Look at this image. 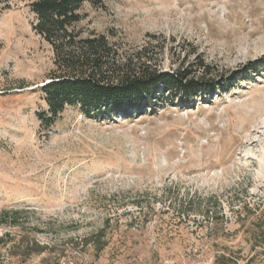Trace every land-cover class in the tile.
<instances>
[{
    "label": "rangeland",
    "instance_id": "obj_1",
    "mask_svg": "<svg viewBox=\"0 0 264 264\" xmlns=\"http://www.w3.org/2000/svg\"><path fill=\"white\" fill-rule=\"evenodd\" d=\"M81 12L84 36L148 45L167 71L204 63L223 88L101 118L72 106L46 125L53 49L24 2L0 6V212L18 211L0 219V264H264V0Z\"/></svg>",
    "mask_w": 264,
    "mask_h": 264
},
{
    "label": "trees",
    "instance_id": "obj_2",
    "mask_svg": "<svg viewBox=\"0 0 264 264\" xmlns=\"http://www.w3.org/2000/svg\"><path fill=\"white\" fill-rule=\"evenodd\" d=\"M15 2H24L30 8L35 15L33 29L54 52L51 81L41 87L48 108L37 113L46 125L53 124L72 106H78L87 117L101 118L121 108L151 106L168 92L189 101L223 88L210 77L212 71L204 63L199 75L186 69L167 71L157 63L148 45L123 54L106 34L91 31L84 36V31L77 29L85 18L83 6L102 7L104 0H0V6L8 9ZM252 68L257 71L256 65ZM17 214L16 210H3L1 222L16 225ZM31 246L33 252L45 248L34 242ZM220 257L227 264L225 256Z\"/></svg>",
    "mask_w": 264,
    "mask_h": 264
},
{
    "label": "built area",
    "instance_id": "obj_3",
    "mask_svg": "<svg viewBox=\"0 0 264 264\" xmlns=\"http://www.w3.org/2000/svg\"><path fill=\"white\" fill-rule=\"evenodd\" d=\"M64 264H66V263H64ZM70 264H74V263L71 262ZM93 264H100V263H98L97 261H95V262H93ZM115 264H130V263L119 261V262H117V263H115ZM169 264H175V263H174V261L172 260L171 262H169Z\"/></svg>",
    "mask_w": 264,
    "mask_h": 264
}]
</instances>
